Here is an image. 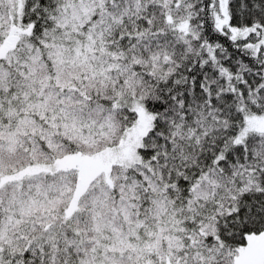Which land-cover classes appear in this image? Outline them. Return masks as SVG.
I'll use <instances>...</instances> for the list:
<instances>
[{
  "label": "snow or ice",
  "instance_id": "6c2138e0",
  "mask_svg": "<svg viewBox=\"0 0 264 264\" xmlns=\"http://www.w3.org/2000/svg\"><path fill=\"white\" fill-rule=\"evenodd\" d=\"M0 264H264V0H0Z\"/></svg>",
  "mask_w": 264,
  "mask_h": 264
}]
</instances>
